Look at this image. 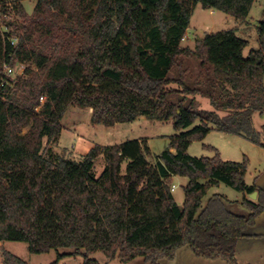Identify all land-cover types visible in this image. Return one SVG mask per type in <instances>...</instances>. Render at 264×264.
Here are the masks:
<instances>
[{"label": "trees", "instance_id": "obj_1", "mask_svg": "<svg viewBox=\"0 0 264 264\" xmlns=\"http://www.w3.org/2000/svg\"><path fill=\"white\" fill-rule=\"evenodd\" d=\"M22 1L0 0L2 14L15 12L2 23L13 33L0 24V69L4 62L24 65L20 76L0 84V241H24L31 253L68 247L57 259L79 254L82 264H100L91 256L98 251L160 264L185 244L197 256L239 264L236 247L264 211V189L246 183V156L223 160L205 144L213 156L187 149L212 130L264 148L251 123L254 112L264 111V20L247 56L248 40L235 28L207 32L193 48L181 40L198 4L242 24L255 0H36L30 13ZM185 57L198 60L192 82ZM174 93L178 99L170 100ZM197 94L213 109H196ZM70 106L90 108L93 124L142 115L171 118L178 132L155 163L146 140L137 138L95 143L75 160L52 147ZM262 132L264 139V126ZM99 156L104 166L96 175ZM174 175L188 179L181 205L171 190ZM220 182L243 198L214 193L202 205ZM253 191L255 200L246 196ZM2 255V264H29L5 249Z\"/></svg>", "mask_w": 264, "mask_h": 264}, {"label": "rangeland", "instance_id": "obj_2", "mask_svg": "<svg viewBox=\"0 0 264 264\" xmlns=\"http://www.w3.org/2000/svg\"><path fill=\"white\" fill-rule=\"evenodd\" d=\"M36 0H23L22 5L25 10L30 13ZM12 11V10H11ZM10 10L7 14L0 12V24L2 29L13 33L11 27L5 28L2 25L4 21H9L15 17V12ZM264 20V0H255L250 12L246 18V22L239 24L235 18L221 10L210 14L208 10L201 7L198 4L191 16L188 35H185V39L181 40V45H188L194 47V41L197 37H201L207 32H214L226 28H235V33L248 40V45L243 50V56H247L248 52L252 48H256L257 41V25ZM16 37H13V41L16 42ZM22 63H17L14 66H19ZM23 65V64H22ZM184 65L189 67L187 75V81L192 82L198 73V60L194 57H185ZM2 69H0V75ZM170 76L176 77L177 70L170 71ZM172 87H177L176 83L170 84ZM178 94H171L170 100L178 99ZM196 109L198 110H212V106L209 103L207 97L197 94ZM220 114L223 112L219 111ZM91 109L80 108L77 106H70L66 110L61 124L71 128L75 123L77 124V132L87 138H92L94 142L102 143L103 145H110L118 142H122L128 139L137 137H143L146 139V145L149 149L147 159L151 163H155L156 156L164 150L169 143L170 137L177 133L173 126V119L168 120H156L149 119L145 116H139L132 122H119L118 126L114 127V130H109V133L103 135L100 131V127H104L102 124H93L90 121ZM198 123L196 121L194 124ZM251 123L253 129L258 133L260 140L263 139V126H264V111L262 113L254 112L251 115ZM93 125V126H92ZM102 125V126H101ZM95 127V128H93ZM27 128H23L25 132ZM70 139H68L69 141ZM67 142V141H66ZM70 142V141H69ZM95 144V143H94ZM101 144V145H102ZM205 145L214 147L220 154L223 160L242 161L246 156L248 159L247 169L244 176L246 183L257 184L259 178L264 175V148L253 143L252 141L235 134L227 132L212 130L202 140H193L189 145L187 152L196 157L206 156L211 157L215 154L214 151L208 149ZM53 150L66 157L79 160L82 156L79 155L80 150L73 151L67 150V148L57 147V142L52 146ZM76 152V153H74ZM84 152V151H81ZM104 166L103 156H99L96 159L94 165V173L98 175ZM187 177L174 175L172 177V184L175 186L173 192L176 202L181 205L184 200L183 186L187 183ZM257 186V185H256ZM264 189V182L260 185ZM221 194L228 200H238L243 198V193L235 190L234 188L220 182L218 185L211 186L206 194L202 198V205H205L208 198L214 194ZM248 198L255 200V197L251 198L250 195H246ZM248 236L242 239L241 244L236 247L235 259L239 264H264V211L258 215L255 220V224L248 228ZM6 249L29 264H82L81 255H65L61 259H57L58 253L69 252L72 249L68 247H60L57 250H50L46 253H31L27 248V243L17 240H5L0 245V264L3 263L2 250ZM96 258L100 264H150L145 262L141 256H137L134 259L122 262L117 257L108 259L102 252H95L91 255ZM160 264H230L224 258H206L203 256H197L193 253L190 247L185 244L178 247L175 251V255L171 259H160Z\"/></svg>", "mask_w": 264, "mask_h": 264}, {"label": "crops", "instance_id": "obj_3", "mask_svg": "<svg viewBox=\"0 0 264 264\" xmlns=\"http://www.w3.org/2000/svg\"><path fill=\"white\" fill-rule=\"evenodd\" d=\"M206 10H208L210 14H213L216 11H219V10L213 9V8H209V9H206ZM188 30H189V28L187 29V31ZM187 31H186V34H185L186 36L188 35ZM118 124H120V123H115L112 126H104L103 125L104 127H100L99 130L103 132V135H105V134L109 133V130H114V127L118 126ZM61 125H62V130L60 132V135H59V138H58V141H57V147L58 148L63 147L64 149L67 148V150H70V148H71V149H73V151L79 149L80 150L79 155L83 156L94 143L102 144V143H99V142H94L95 140H93L92 138L89 139V138L83 136L82 134H79L77 132V124L76 123L73 126H71V128H69L67 126H64L63 124H61ZM93 128H95V127H93ZM68 139H70L69 140L70 142L68 141ZM137 139H145V138L137 137ZM77 147H79V148L77 149ZM81 151H84V152H81ZM74 153H76V152H74ZM241 242H242V240L239 242V244H241ZM1 243H2V241H0V245H1ZM7 251H9V250H7ZM9 252H11V251H9ZM11 253L14 254L13 252H11ZM14 255H16V254H14Z\"/></svg>", "mask_w": 264, "mask_h": 264}, {"label": "built area", "instance_id": "obj_4", "mask_svg": "<svg viewBox=\"0 0 264 264\" xmlns=\"http://www.w3.org/2000/svg\"><path fill=\"white\" fill-rule=\"evenodd\" d=\"M183 39H185V36L182 38V40ZM1 69H2V74L0 76V84L2 85L5 82V78L14 80L18 76H20L23 72L24 65L21 64V65L16 67V66H13V65H10V64L4 62V63H2ZM39 99H40V102H43L45 99V96L41 95L39 97ZM36 109H39V106H37ZM174 187L175 186L172 184L171 185L172 191L174 190Z\"/></svg>", "mask_w": 264, "mask_h": 264}, {"label": "water", "instance_id": "obj_5", "mask_svg": "<svg viewBox=\"0 0 264 264\" xmlns=\"http://www.w3.org/2000/svg\"><path fill=\"white\" fill-rule=\"evenodd\" d=\"M264 182V175H262L260 178H259V180L257 181V186H260L262 183ZM256 194H257V191H253V192H251L249 195H250V197L251 198H253V197H255L256 196Z\"/></svg>", "mask_w": 264, "mask_h": 264}]
</instances>
